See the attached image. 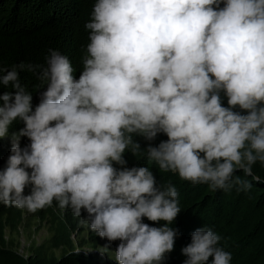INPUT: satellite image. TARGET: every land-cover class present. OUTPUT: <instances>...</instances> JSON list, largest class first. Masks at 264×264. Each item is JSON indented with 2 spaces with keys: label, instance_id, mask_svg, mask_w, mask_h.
I'll return each mask as SVG.
<instances>
[{
  "label": "clouds",
  "instance_id": "9594fccd",
  "mask_svg": "<svg viewBox=\"0 0 264 264\" xmlns=\"http://www.w3.org/2000/svg\"><path fill=\"white\" fill-rule=\"evenodd\" d=\"M84 27L79 71L54 48L43 64H0V89H9L0 91V139L10 147L0 205L20 209L18 222L23 211L51 220L50 207L70 210L120 241L117 264H164L180 235L170 226L179 192L145 165L128 167L126 150L143 147L192 185L252 188L236 173L264 166V0H94ZM21 72L40 81L35 105ZM159 134L167 139L154 143ZM220 241L211 227L195 229L183 264H231Z\"/></svg>",
  "mask_w": 264,
  "mask_h": 264
},
{
  "label": "trees",
  "instance_id": "16d2710c",
  "mask_svg": "<svg viewBox=\"0 0 264 264\" xmlns=\"http://www.w3.org/2000/svg\"><path fill=\"white\" fill-rule=\"evenodd\" d=\"M93 3L94 0H0V64L11 66L21 61L43 64L47 50L54 48L67 56L79 71L82 46L88 43L84 25L90 18ZM76 75L78 78L79 72ZM20 77L21 83L33 91L35 105L38 103L35 90L40 81L29 72H21ZM3 90L9 89H0ZM223 103L227 106L226 98ZM20 127H23L22 122L13 125L14 129ZM134 139L142 146L146 143L141 137ZM163 139H167L166 135L159 134L154 143ZM28 142L27 138H21V146ZM9 154L7 141L0 139V168L6 165ZM125 159L128 167H149L159 185L172 183L179 192L181 212L170 226L177 227L180 235L164 264H183L185 257L181 248L190 242L191 233L200 227H211L221 236L220 246L232 253L231 264H264V166L260 162L253 165L252 176L236 173L252 182L249 191L237 192L233 188L226 192L213 191L206 184L192 185L182 181L177 174L161 171L154 162L147 160L143 147L136 155L126 150ZM254 175L258 179H254ZM25 192L27 194L28 189ZM48 211L51 220L56 222L53 224L56 229L54 244L67 242L72 230L86 229L84 235H79V240L91 249H100L104 256L92 250L88 254L63 250L56 257L46 243L30 244V252L24 255L16 249L13 239L5 236L6 224L16 226L20 209L0 205V264H117L115 249L119 240L109 242L100 238L81 225L82 218L74 217L70 210L57 207L55 212L50 207ZM39 214L44 215L43 212ZM86 215L82 210V217ZM144 222L153 223L147 218Z\"/></svg>",
  "mask_w": 264,
  "mask_h": 264
},
{
  "label": "rangeland",
  "instance_id": "374dc122",
  "mask_svg": "<svg viewBox=\"0 0 264 264\" xmlns=\"http://www.w3.org/2000/svg\"><path fill=\"white\" fill-rule=\"evenodd\" d=\"M22 215L23 216L17 226H11L9 223L6 224L5 236L7 239L12 238L13 243L16 244L17 250L24 255L30 252V244L36 246L39 243H46V247L49 251L57 256L63 250H69L71 247L75 250H82L85 252H88L90 249L88 245H85L84 242L78 240L80 232L71 233L69 240L66 243L58 241L57 244H54V234L56 233V229L53 224H55V222L49 220L48 215L41 216L38 211L36 213L23 211ZM82 233H86V230Z\"/></svg>",
  "mask_w": 264,
  "mask_h": 264
}]
</instances>
